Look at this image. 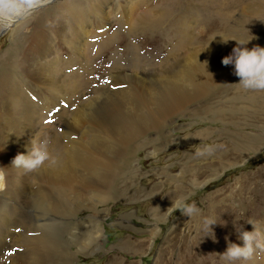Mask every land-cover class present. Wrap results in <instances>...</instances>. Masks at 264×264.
Masks as SVG:
<instances>
[{
	"label": "bare ground",
	"instance_id": "obj_1",
	"mask_svg": "<svg viewBox=\"0 0 264 264\" xmlns=\"http://www.w3.org/2000/svg\"><path fill=\"white\" fill-rule=\"evenodd\" d=\"M257 1L264 2V0ZM130 2L131 0H83V3L79 5L78 3L73 5L68 3L51 14L50 20H39L29 36H24L22 29L29 23V19H26L31 6L27 0H0V21L4 23L5 27L15 24L13 44L7 51L5 62L0 61V69L5 72V75L0 74V126L5 130L2 132L0 129V151H4V154L7 152L11 154L10 158H5V160L10 169H19H15L14 172L25 171L23 167L11 165V161L18 153L27 151L31 140L35 139L33 136L38 139L46 137L49 140L50 154L49 160L32 171V175L41 185L37 184L36 188H31L27 185L25 178L16 180L14 176L15 179L13 177L10 179L9 198H2L0 204V264H76L75 255L78 253L83 254L90 249L92 252L97 251L99 238L103 234L101 222L104 218L97 209L98 204L114 202L117 199H123L126 202L140 199L116 197H122L132 187L138 191L136 192L138 194L145 191L144 188L131 184L132 179L138 178L136 172L139 170L135 166L134 153L157 141L160 142V146L155 147L157 151L170 143L169 132L165 131V124L169 117L192 109L196 111L192 115L203 117L211 114L215 119L230 118L234 120L239 112L244 114L243 112L246 113V110L249 109L253 111V114L250 113V115L255 119L264 120L262 117L264 114V109H262L264 105L263 91L252 89L251 93L247 94L246 100L243 98L244 91H241L239 87L232 94L226 93L227 97L223 95L219 98V94L224 90L228 92L229 87L223 86L220 91H215L220 87L219 83L215 81L219 74H222L224 78L227 76L229 83L239 81V77L234 74V65L225 66L222 63L223 57L232 52L233 42L236 41L233 39L227 43L218 41L217 43L220 44L213 45L215 48L211 50L212 52H199L196 49L202 48V46L196 47V38H192V40L184 38V41H164L171 54L170 57L165 55V61L156 63L157 58L164 55L162 52L166 49L164 47L159 50L157 55L154 53L153 56V53H150L152 59L142 58L139 52L136 64L132 62L129 67L117 65L112 70L113 86L117 85L112 89L113 92H108L112 90L108 89L107 91L103 86L95 90L97 93L94 92L95 94L91 96L89 102L88 100L83 101L84 103L81 102L80 107L73 111L69 119L66 118L65 129L62 132L59 130L55 132V127H50L46 121L47 111L52 114V110L56 112L55 114L61 112L59 117H63L66 113L63 103L72 102L71 97H75V93H79L81 76L77 74H81V71L72 69L70 72L73 73L71 74L73 77H69L67 82H62L61 85L58 83L52 85L51 83L46 86L51 96L48 94H45L44 97L40 96L43 100L39 101H32L29 99L30 97L26 98L25 92L20 87L22 84L17 82L18 74L16 73L22 72L23 69L30 70L33 67L35 68L34 75L36 77L41 75L38 79H42L53 77L55 71L60 72L68 68L59 62L57 57L41 62L55 49L53 33L61 37L64 44L70 46L74 51L75 59H72L70 67L75 65V62L80 63L81 61L82 68L84 66L83 70L86 71V59H88L86 53H88L90 45L87 38H89L88 33L93 27L91 24L93 15L99 18L103 24L117 21L114 14L122 10L125 15L122 19L126 18L130 21L131 28L129 26V30L136 31V33L141 30L140 35L145 36L147 33L150 35L156 32L160 24V17L168 14L167 11H163L142 20H132L131 12L135 9V3ZM180 2L182 6H187L188 10L192 9L190 6L194 4L205 8L211 5L219 6V17H228L227 21H229L232 16V13L224 10L227 8V3L224 0H180ZM263 9L260 7V10ZM111 10H113L112 13H110ZM190 12L180 15L192 18L193 15ZM200 13L197 11L195 14L206 16L205 13ZM255 18H258V14L255 15ZM256 23L257 21H253L252 24H249V28L243 29L236 38L240 39L250 35ZM47 28L54 30L51 33ZM192 30L194 27L189 30L190 33ZM178 31L181 35L185 34L183 27ZM117 35L118 33L113 32V35L110 36L113 39L106 42L114 41V39L116 41ZM27 38H31L32 42L24 48V41ZM131 38L133 37L131 36ZM187 45L191 47L192 55L190 57L181 60L174 59L160 72H153L160 75H155L150 80L144 79L146 66L145 70L140 69L145 60L149 70L150 66L154 67L155 64L163 65L168 62L176 55L177 51L186 49ZM132 53L133 51L131 53L127 51V55ZM133 59L131 57L128 60L132 61ZM26 63L31 67H26ZM67 64L69 65V62ZM130 68L132 69L130 70ZM47 70H53V73L45 76ZM163 72H167V75H162ZM21 81L24 82V79ZM56 87L61 88V95L57 93ZM62 89L69 90H67L69 97H66V93ZM103 89L105 90L103 91ZM242 101H247V104L242 105ZM38 102L45 103L47 108L40 109ZM16 103L19 104L26 120L27 116L33 118L29 121V125L41 122L43 127L48 129L38 133L24 131L23 118H20V122H18L13 115H10L9 110H3L10 108L11 105L16 106ZM196 103L197 107H195ZM23 105H26L25 108ZM199 106H201L200 109H198ZM80 120H83L85 125L88 124L87 129L84 130L80 125H76ZM261 128L264 129V126ZM33 130L37 131L38 129L33 128ZM78 132H81L80 136L77 134ZM151 132L153 138L148 136ZM251 134L236 135L235 132L234 136L237 139L233 153L222 143H219L217 147L204 148L202 158L205 159L204 156L208 155L212 157V160H208L211 162L210 165L203 163L204 166L213 171H220L231 161L244 157L246 151L257 149L255 142L260 137L248 136ZM234 150L236 151L234 152ZM185 172L179 179L184 181L200 179L196 177V173H192L193 170ZM206 174L198 176L205 177ZM0 184L3 185V182ZM179 186L166 198L162 197L163 200L158 204L161 211L169 207L170 204L167 203L173 202L175 199L173 197L178 194L176 191L185 190ZM131 195L136 196V194ZM27 204L37 210L39 213L37 218L32 215L31 210L26 211ZM83 210H89L91 214L87 218L80 219L81 217L78 215ZM30 224H32L31 229H29ZM129 241L127 237L124 243L127 244ZM73 247H76L77 250ZM6 253H8L7 258H9V254L11 255L10 261L3 258Z\"/></svg>",
	"mask_w": 264,
	"mask_h": 264
},
{
	"label": "rangeland",
	"instance_id": "obj_2",
	"mask_svg": "<svg viewBox=\"0 0 264 264\" xmlns=\"http://www.w3.org/2000/svg\"><path fill=\"white\" fill-rule=\"evenodd\" d=\"M142 1L131 0L130 3H135V9L131 12L132 20H142L146 17L154 16V13L163 11L168 13L160 17V24L156 32L142 36L139 33L141 30H138L137 33L129 30L130 21L126 20V18L122 19L125 17L122 10L114 14L117 21H109L103 24H101L99 18L93 15L91 16L93 27L88 33L89 38H87L90 45L88 53H86L88 58L86 59V71L83 70L85 67L83 66L82 68L81 61V64L75 62L76 64L70 67L72 59H75L73 57L75 56L74 51L70 46L64 44L61 37L53 33L55 36V49L41 62L57 57L59 62L65 64L64 66H68V68L60 72L55 71V76L53 75V77L38 79L41 75L36 77L33 72L35 68L26 63L25 66L31 67L30 70L23 69L22 72L16 73L18 74L17 82L22 84L20 87L25 92L26 98L30 97L29 99H32V101H39L43 100L40 96L44 97L45 94L51 96L46 86L51 83L52 85L54 83L61 85L62 82H67L69 77H73L71 75L73 73L70 72L72 69L81 71V74H77L81 76L79 93H75V97H71L73 99L72 102L63 103L66 109L63 117H59L61 112L55 114L56 112L52 110V114L47 111L46 121H51L48 123L50 127H55V132L56 130L62 132L65 129V121L69 119L74 110L80 107L81 102L90 101L91 96L95 94L94 92L97 93L95 90L103 86L108 91V89L112 90L114 86H117H113L111 78L112 70L117 65L129 67L132 62L136 64V57L139 52L142 58L152 59L150 53H153L154 56V53L157 55L161 48H166L167 43L164 41H184V38L188 40L196 38L195 43L198 45L196 47L202 46L196 51L209 52L214 50L215 46L213 45L220 44L217 43L218 41L224 43L222 37L217 34L222 33L225 38L230 36L237 37L243 29L249 28V24L257 21L252 31L255 38L247 46L249 48L255 45L264 46V9L260 10V7L264 8L263 1L224 0L227 3V8L224 10L232 13L229 21H227L228 17H219V6L211 5L205 8L194 4L190 6L192 9L188 10L187 6L181 5L180 0H145L141 6ZM27 3L31 6L33 0H27ZM41 3V7L31 10L27 14L26 20L29 19V23L22 29L24 36H29L39 20H50L51 14L58 10L59 7L68 3L72 5L78 3L79 5L83 3V0H43ZM148 5L150 7L147 8ZM197 11L205 13L206 16L195 14ZM189 12L193 15L192 18L185 17ZM181 13L185 15H180ZM257 14L258 18H255ZM238 21L242 22L239 23ZM14 25L13 23L11 26L5 27L4 23L0 21V61L5 62L7 51L13 44ZM181 27L185 28V34L181 35L179 33L178 30ZM192 27H194V30L190 33L189 30ZM47 29L51 33L54 30L53 28ZM113 32L118 33V39L106 42L113 39L110 38ZM248 36H245L244 39L248 38ZM231 40L229 39L227 42ZM31 42L32 39L27 38L24 41V48ZM233 46H236V42H233ZM127 51L130 53L133 51V53L127 55ZM162 52L164 55L158 57L156 63L165 61V55L169 57L171 55L167 48ZM190 55H192L191 47L187 45L186 49L177 51L176 55L168 62L163 63V65L155 64L154 67L149 65L150 69L148 70L145 60L140 70H145L146 66L144 79L150 80L155 75H160L153 72H160L162 68L169 66L174 59L181 60L190 57ZM131 57L134 59L132 61L128 60ZM67 62H69V65ZM173 66L176 67L174 64ZM0 72V74L5 75L3 69H0ZM51 73H53V70H47L44 75ZM162 75H167V72H163ZM225 78L222 74L217 75L215 78V81L220 85L215 90L216 92L220 91L223 86L229 87L228 92L225 90L220 91L219 98L223 95L227 97L226 93L232 94V92L237 91V87L244 91V99L248 97L247 94L251 93L252 89H245L238 83L239 81L229 83L228 77L225 76ZM22 79H24V82L21 81ZM56 88L57 93L61 95V88ZM115 89L117 88L115 87ZM62 90L66 93V97H69L67 94L68 89ZM257 91L264 92V90ZM108 92L112 93L113 90ZM112 97L115 96L112 95ZM246 102L242 101V105L247 104ZM38 104L40 109H43V107L47 108L44 105L45 103L41 104L38 102ZM25 106L23 105L24 108ZM190 106L193 107L194 105ZM195 107H197V103ZM262 109H264V105ZM3 110H9L10 115H13L18 122H20V118H23L24 131L38 133L41 130L48 129L44 128L41 122L29 125V121L33 118L27 116L26 120L18 103H16V106L11 105L10 108H4ZM250 111L248 109L246 113L243 112L245 115L239 112L234 120L230 118L215 119L211 114L203 117L192 115L193 112H196L192 109L169 117L165 124V131L169 132L170 143H167L164 148L157 151L156 148L160 146V142L157 141L153 145L136 150L134 153L135 166L139 170L136 172L138 178L132 179L131 184L144 188L145 191L138 194L136 193L138 191L132 187L122 197H116L140 199L128 202L123 199H117L114 202L108 201L98 204L97 209L104 217L101 222L103 234L99 238L98 249L95 252L90 249L86 253L75 255L76 264H264V251L261 250H257L253 257L246 261L221 259V254L226 251L230 243L243 245V241L239 239L240 231L254 230V225L247 221H254L257 228L264 234V129L261 128L264 126V120L255 119L254 116L250 115V113L253 114V111ZM262 117L264 118V114ZM76 125H80L85 130L88 124L85 125L83 120H80ZM33 128L38 130L35 131ZM0 129L2 132L5 131L1 126ZM235 132L236 135L254 133L248 136L260 137L255 142L257 149H254L255 151H246L244 157L240 160L231 161L220 171H213L204 166V164L210 165L211 162L208 160H212L211 155L204 156L206 157L205 159L202 158L204 148L217 147L219 143H222L233 153L237 139L234 136ZM77 134L80 136L81 132ZM148 136L153 138L152 132ZM33 137L37 138L36 136ZM37 140L39 139L37 138ZM162 143L161 145H163ZM10 155L8 152L4 154V151H0V172L3 173V178L0 179V183L3 182V185L0 184V204L2 203V198H9L11 177L14 178L15 176L16 180L27 179V185L31 188H36L37 184H40L35 176L32 175L33 170L14 172L15 169H19H10L5 160V158H10ZM236 155H238V152H236ZM206 161L209 164L205 163ZM195 162L198 163L196 164ZM185 171L196 173V177L200 178L199 182L196 178L195 181L179 179L182 174L186 173ZM203 172L207 173V176H198L204 174ZM179 185L185 190L176 191L178 194L173 198L185 197L186 202L194 205L199 211L189 217L181 210H176L168 215L167 218H163L161 213L154 209V206L162 201V197L166 198L169 193L177 190ZM131 194H136V196ZM27 207L26 211L31 210L35 218L39 216L37 210L31 208L30 204L29 206L27 204ZM90 214L91 211L83 210L78 216L83 219L84 217H89ZM209 216L215 217L218 221L211 226L212 229L206 227L203 222ZM85 222H87V219H85ZM31 226L32 224L29 225V229H31ZM127 237L130 241L125 244L124 241L126 242ZM260 239L264 240V235ZM74 249L77 250L76 247ZM7 255L8 253L3 258L8 261L11 255L9 254V258H7Z\"/></svg>",
	"mask_w": 264,
	"mask_h": 264
},
{
	"label": "clouds",
	"instance_id": "obj_3",
	"mask_svg": "<svg viewBox=\"0 0 264 264\" xmlns=\"http://www.w3.org/2000/svg\"><path fill=\"white\" fill-rule=\"evenodd\" d=\"M42 6L41 0H33L31 8L34 10ZM222 37V41L227 43L229 39L236 41V46L232 49L229 55L223 57L222 63L227 65H234V74L239 77V84L245 89L264 90V46L255 45L249 48L247 45L255 37L251 33L248 38H236L230 36L225 38L222 33L217 34ZM216 35V36H217ZM49 140L45 137L43 139L31 140L30 147L26 152L18 153L11 165L15 167H23L25 170L32 171L39 168L46 160H49ZM3 178V173L0 172V179ZM156 207L163 218H167L172 212L181 210L185 215L192 217L199 210L192 204L186 202L185 197H179L173 200V203L165 211H161L159 206ZM204 225L212 229V225L218 221L215 217L209 216L204 219ZM254 225L252 231H240L239 239L243 241V245L237 243H230L224 253L221 254V259L227 261L233 260H249L257 252V250L264 251V240L260 237L264 234L257 228L256 223L252 220L247 221Z\"/></svg>",
	"mask_w": 264,
	"mask_h": 264
},
{
	"label": "crops",
	"instance_id": "obj_4",
	"mask_svg": "<svg viewBox=\"0 0 264 264\" xmlns=\"http://www.w3.org/2000/svg\"><path fill=\"white\" fill-rule=\"evenodd\" d=\"M162 200H163V198H162ZM165 202H166V201H165ZM171 203H172V202H171ZM171 203H167V204H171ZM158 204H159V203H158ZM158 204H157L156 206H159ZM154 209H155L156 211H158V209H157L156 207H155ZM164 211H165V210H164ZM158 212H159V211H158Z\"/></svg>",
	"mask_w": 264,
	"mask_h": 264
},
{
	"label": "snow or ice",
	"instance_id": "obj_5",
	"mask_svg": "<svg viewBox=\"0 0 264 264\" xmlns=\"http://www.w3.org/2000/svg\"><path fill=\"white\" fill-rule=\"evenodd\" d=\"M47 122H51V121H47Z\"/></svg>",
	"mask_w": 264,
	"mask_h": 264
}]
</instances>
